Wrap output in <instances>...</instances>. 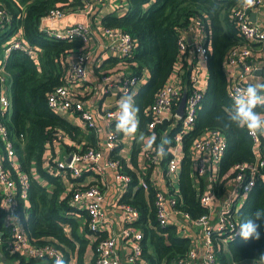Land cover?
Listing matches in <instances>:
<instances>
[{
    "label": "trees",
    "instance_id": "16d2710c",
    "mask_svg": "<svg viewBox=\"0 0 264 264\" xmlns=\"http://www.w3.org/2000/svg\"><path fill=\"white\" fill-rule=\"evenodd\" d=\"M239 2L240 0H129L124 14L111 12L103 17L105 27L128 31L135 42L130 56H111L103 67L115 66L120 62L125 69H132L135 76L142 77L148 72L147 81L141 83L133 95L138 113L142 116L140 126L143 131H148L145 126L150 121L145 108L153 102L156 92L168 81L179 62L178 40L181 32L188 28L192 17H198L205 23L210 43L207 57L208 81L194 127L183 135L184 156L180 163L178 192L175 195L181 199L182 209L189 212L193 219L207 213V208L200 201L204 186L196 182L191 154L195 137L209 128H219L225 133L227 148L221 160L219 176L214 180V190L219 195L224 193L228 180L234 174V164L254 159L253 139L247 130L225 127L224 122L216 118L232 105L225 67L230 47L243 41L233 19V11ZM84 3L82 0H0V6L9 16L7 22H0V64H4L6 88L12 100V111L6 113L4 118L16 147L17 158L21 162V169L31 174L28 203L19 199L17 210L28 235L40 242L56 244L62 250L64 264H96L97 242H91L89 235L99 232L89 228L87 210L70 204L73 190H67L63 176L42 166V158L48 144L54 138H59V133H66L67 139L68 135L80 137L84 149L96 146L97 136L94 130H81L64 113L53 110L48 104L49 93L57 86L67 83L69 60L83 50L84 41L80 37L50 36L41 27V23L53 7L69 10ZM18 30L23 31L25 40L30 45L40 48L39 62L20 49H13L5 59V43ZM107 70L110 69L101 70L100 74ZM170 123H158L155 128L150 129L151 134L154 133L157 137L156 145L161 143L162 138L171 141L165 145L167 155L162 158L165 168L167 156L171 154L170 148L175 143V133L182 127V119L172 120V125ZM85 134L88 143L82 139ZM20 135L24 138L21 139ZM121 148L122 145L118 144L110 151L109 157L120 160L124 166L119 154ZM137 152H133L134 164L137 162ZM123 169L132 175V181L122 200L135 205L140 211L139 219L135 222V226L143 234L139 259L147 264H175L190 251L191 238L181 234L176 224H160L155 205L156 187L151 182L153 169L150 167L146 174L131 168ZM85 171L87 170L74 177L76 186L86 188L93 184L103 187L106 185L100 175L99 182L83 184L81 178ZM13 172L16 175L15 169ZM142 175L150 183V187L145 189L139 186L132 192V186L139 184ZM257 208H264V179L260 176L237 209L239 223ZM259 223L262 233L259 240H244L238 235L227 242L226 251L220 242L218 264H264L260 259V254L264 253V221ZM215 236L222 237L217 233ZM89 246L94 249V257L88 261L86 255ZM1 255L8 256L4 245L0 246L2 259ZM11 257L18 260V264H34L42 260L34 257L26 262L23 256Z\"/></svg>",
    "mask_w": 264,
    "mask_h": 264
},
{
    "label": "built area",
    "instance_id": "2783aa9c",
    "mask_svg": "<svg viewBox=\"0 0 264 264\" xmlns=\"http://www.w3.org/2000/svg\"><path fill=\"white\" fill-rule=\"evenodd\" d=\"M84 1V6L91 8L89 0ZM264 0H256L254 7L244 8L239 2L234 11L233 19L237 24L239 35L243 41L230 47L226 59V74L228 76V95L237 88L246 87L258 79L264 80V20L251 19V12L261 10L264 14ZM70 11L63 7H53L42 21H56L63 18ZM9 20L8 12L0 6V22ZM2 24V23H1ZM48 35L58 38L80 37L85 44L81 52L70 58L66 73L67 83L57 86L48 95L49 106L66 114L74 112L79 114L83 130H94L97 136V145L83 148L82 145L72 148L62 158L50 154L49 149L54 142L68 140L66 133H59V138H54L42 158V166L54 174L77 177L85 169L100 174L102 181L107 183L108 168L112 169L114 179L127 187L132 181V175L123 169L120 160L112 159L106 155L123 141V133L115 130L116 116L119 112L118 103L125 93L134 95L140 82L145 79L133 75L132 69L114 68L101 72L99 82L101 87L95 85L90 79V65L93 59L89 48L92 38V28L89 21H78L62 29L41 26ZM105 27V26H104ZM194 30L196 35L188 36ZM107 48L123 57L130 56L135 48L132 35L116 27H105ZM205 35V38L202 36ZM208 32L205 23L198 17H192L191 22L180 34V58L174 72L168 81L161 86L155 94L153 102L145 108V113L150 117L147 127L155 128L158 123L171 122L182 119V127L175 133V143L171 146V154L166 161V175L169 183L166 191L157 186L152 178L151 182L156 187L155 205L160 224L165 225L171 220L192 223L201 229L203 248H194L193 244L186 256L181 257L175 264H218V251L220 242L225 247L227 242L239 234L237 209L244 202V197L252 190L248 189L252 182L254 185L260 176L264 179V135L253 138L254 159L238 161L234 164V174L228 180V185L223 194L219 195L214 190V180L219 176L222 157L227 148L225 133L219 128H209L194 138L191 145L193 165L195 167L196 182L204 186L200 194V201L207 208V213L193 219L189 212L182 209L180 198H176L178 186L174 181L179 180L180 163L184 156L182 149L183 135L188 133L195 123L196 116L201 107V101L208 81L207 57L210 50ZM209 38V36H208ZM191 40V42L189 41ZM13 49L26 52L36 62L40 61V48L30 45L23 35L22 30L16 31L5 43V59ZM193 60L190 68L182 64L185 60ZM194 58V59H193ZM196 59V60H195ZM131 70V71H127ZM187 88V99L184 115L177 111L184 88ZM99 90V93H118L119 99L105 109H98L89 101ZM12 111V100L6 88V75L4 64H0V223L2 235L0 246L4 245L5 252L10 255H20L30 260L40 258L45 264H56L57 258L64 261L62 250L56 244L45 241L40 242L30 237L22 224L18 212L19 199L27 204L29 200L30 178L28 171L21 169V162L17 158L16 147L10 138V130L4 116ZM23 139V135H20ZM2 151V152H1ZM144 159L141 170L144 174L154 169L159 163L160 155L156 146L144 150ZM72 155L69 162L64 157ZM105 158L104 163L102 159ZM16 171V175L13 172ZM139 186L145 189L150 183L142 175ZM72 182L69 191L70 204L87 210L88 226L99 234H90L91 242L96 243V264H123L117 252V235H103L101 224L105 219L104 202L106 198L105 186L93 184L86 188H79ZM243 200L240 202V200ZM119 206L124 210L128 224L123 229V235L132 244V251L127 257V262L135 264L141 255L142 232L135 226L139 219V209L130 202L123 201ZM15 213L19 222L9 223L8 217ZM25 215L27 213L25 212ZM180 220V221H178ZM215 233L222 237L215 236Z\"/></svg>",
    "mask_w": 264,
    "mask_h": 264
},
{
    "label": "crops",
    "instance_id": "0c3cea01",
    "mask_svg": "<svg viewBox=\"0 0 264 264\" xmlns=\"http://www.w3.org/2000/svg\"><path fill=\"white\" fill-rule=\"evenodd\" d=\"M91 3V8L88 9L87 6H74L71 7L66 15L56 21H42L41 26L45 27H51L54 26L56 29H62L63 27L72 24L74 22L78 21H89L93 34L92 38L90 41L89 48L91 50V54L93 56L91 65H90V79L92 82L97 85L98 87H101L100 82H99V75L101 70H106V69H114V68H119V67H124V65L120 62L116 63L117 65L115 66H110V67H103L104 62L109 59L111 56H119L115 54L113 51L107 48V37L104 33V24H103V17L107 13H117V14H124L128 8L129 5V0H89ZM264 9V8H263ZM256 12V11H252ZM251 12V13H252ZM252 19V18H251ZM257 19L264 20V14L261 10L256 12V19L253 21H256ZM189 37H194L196 35L194 30L189 31L188 33ZM205 38V35L202 36ZM207 40L208 35H206ZM74 56V55H73ZM194 59V58H193ZM196 60V59H195ZM193 60H185V62L182 64L185 65L186 68H190ZM131 71V70H127ZM148 79V72L145 75V79L140 82L144 83ZM140 84L138 88L140 87ZM138 88L136 89L135 93L138 91ZM134 93V94H135ZM119 99L118 93L110 92V93H99V90L97 94L93 97L90 98V102L93 104L95 108L98 109H105L110 105H113L114 102H117ZM66 117L78 125L81 130L82 127L80 126L81 119L79 114L74 113L72 111L67 112ZM138 120H139V128L135 136H125L123 134V141L121 143L122 148L119 151V154L121 155L124 163V168H131L134 171H142V162L144 159V150L146 149L145 145L143 142L139 140V136L144 135V136H150L152 135L150 128L147 127V124L145 128L149 131H143L141 128V119L142 116L137 113ZM84 131V130H83ZM83 140H85L88 143V137L85 134L82 137ZM67 142H54L51 144L49 153L50 154H56V157L62 158L64 155H67V153L72 149L75 148L76 146L81 145V140L80 137L78 138H73V136L68 135V140ZM137 152V162L134 164L132 160L133 152ZM106 155H110L109 151H106ZM106 157L102 159V163H104ZM162 158L163 156H160L159 163L154 166L153 169V178L156 181V184L158 187L164 189L165 191L167 190L166 185L169 183L167 175H166V169L162 165ZM85 174L81 178V182L83 184L86 183H92V182H99V175L96 172L91 171L90 169H86ZM112 169L108 168V180L105 186V193H106V198L104 202V210H105V219L101 224V229L103 234L105 235H117V252L119 257L121 258L123 264H131L127 262V257L132 251V244L128 241V239L123 235V229L124 227L128 224L126 221L125 213L124 210L119 206L120 202H123L122 200L123 194L127 192L130 188L128 185L127 187L123 186L120 182L114 179ZM162 174L166 176L167 179V184L160 182V179L162 178ZM63 181L65 185L67 186V190L69 189L70 183L74 182L77 184V181H75L74 177H71L69 175L63 176ZM101 178V176H100ZM102 179V178H101ZM139 185H133L132 192L138 188ZM243 200L241 199L240 202ZM180 221V220H178ZM170 223L172 224H177L176 220H171ZM179 232L181 234L188 235L191 240L193 247L202 249L203 248V243H202V238H201V229L195 226L192 223H184L181 222L179 224ZM90 236V235H89ZM224 250H227V247H224ZM2 259L0 258V261L2 264H18V260L12 258L9 253L8 256L1 255ZM94 257V249L89 246V250L86 255V260H91ZM26 259V258H25ZM28 259H26V262ZM45 260H39L38 262L34 264H45ZM135 264H147L146 261H143L140 259L137 260Z\"/></svg>",
    "mask_w": 264,
    "mask_h": 264
},
{
    "label": "clouds",
    "instance_id": "9594fccd",
    "mask_svg": "<svg viewBox=\"0 0 264 264\" xmlns=\"http://www.w3.org/2000/svg\"><path fill=\"white\" fill-rule=\"evenodd\" d=\"M244 8L254 7L256 0H240ZM232 105L223 110L222 114L217 115V119L224 122L225 127H236L246 129L253 138L258 135H264V80H257L254 83L247 84L246 87L237 88L231 94ZM119 112L116 116L115 130L117 133H123L125 136H135L139 128L136 106L133 95L125 93L119 103ZM139 140L144 143L149 150L156 146L157 154L167 155L165 145L171 141L161 139V143L156 145L157 137L153 133L150 136H139ZM254 184L251 182L248 186L250 190ZM9 223L19 222V216L12 213L7 218ZM264 221V208H257L251 215L242 219L237 225L239 235L244 240L261 238V224ZM260 259L264 261V253L260 254ZM56 264H64V261L57 258Z\"/></svg>",
    "mask_w": 264,
    "mask_h": 264
},
{
    "label": "water",
    "instance_id": "95a60500",
    "mask_svg": "<svg viewBox=\"0 0 264 264\" xmlns=\"http://www.w3.org/2000/svg\"><path fill=\"white\" fill-rule=\"evenodd\" d=\"M251 18L253 20L256 19V12H252L251 13ZM191 42V40H189ZM186 99H187V88L185 86L184 88V91H183V94H182V97H181V100H180V103H179V106L177 108V111L180 115H184L185 113V106H186ZM72 158V155H69V156H66L64 157L65 161L69 162ZM2 235V231H1V223H0V236Z\"/></svg>",
    "mask_w": 264,
    "mask_h": 264
},
{
    "label": "rangeland",
    "instance_id": "374dc122",
    "mask_svg": "<svg viewBox=\"0 0 264 264\" xmlns=\"http://www.w3.org/2000/svg\"><path fill=\"white\" fill-rule=\"evenodd\" d=\"M166 136H167V131L164 132V137L166 138ZM0 149H1V145H0ZM1 152H2V151H1ZM161 177H162V178L160 179V182L167 184V183H166V182H167L166 176H164V175L162 174ZM178 181H179V180H178ZM178 181H177V182L174 181V184L176 183L177 186H178ZM245 199H246V196L244 197V200H245Z\"/></svg>",
    "mask_w": 264,
    "mask_h": 264
}]
</instances>
